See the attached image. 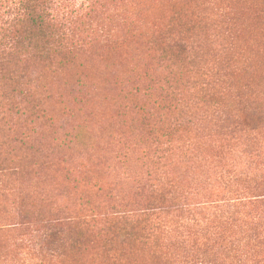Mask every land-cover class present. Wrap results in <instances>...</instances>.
<instances>
[{
    "label": "rangeland",
    "instance_id": "rangeland-1",
    "mask_svg": "<svg viewBox=\"0 0 264 264\" xmlns=\"http://www.w3.org/2000/svg\"><path fill=\"white\" fill-rule=\"evenodd\" d=\"M96 1L82 11L89 18L75 34L79 42L66 61L59 55L43 58L29 48L12 54L0 70V144L9 145L0 148V156L9 155L20 167L0 191V264H34L50 255L45 228L58 217L70 218L69 228L86 231L79 224L85 217L91 231L78 247L66 239L64 256H53V264H103L110 243L117 255L139 264L158 262L155 251L174 264H183L187 255L201 261L206 251L197 255V243L207 235H215L207 254L215 264H254L264 253L262 208L238 210V221L225 227L221 239L217 216L221 210V215L234 212L238 197L248 201L264 194V118H258L264 112V0L72 3L85 8ZM166 32L194 44L187 57L161 44ZM185 57L195 70L183 69ZM172 66L182 69L184 85L168 84ZM202 69L224 76L216 87L224 95H216L215 102L233 124L238 121L234 130L211 117L202 119L214 110L199 104ZM167 90L177 96L174 111L162 109ZM14 104L41 108L46 116L26 111L29 120L18 121ZM181 117L186 125L176 135L180 150L149 177L143 155L152 154L157 141L148 129L159 131ZM23 134L28 144H14ZM153 181L165 194L161 205H186L196 216L167 209L162 217L170 233L156 250L100 235L113 212L147 205L150 193L143 195L141 188ZM170 182L175 191L168 195Z\"/></svg>",
    "mask_w": 264,
    "mask_h": 264
},
{
    "label": "trees",
    "instance_id": "trees-1",
    "mask_svg": "<svg viewBox=\"0 0 264 264\" xmlns=\"http://www.w3.org/2000/svg\"><path fill=\"white\" fill-rule=\"evenodd\" d=\"M98 1L88 4L85 8L83 5L76 8V5L72 3V0H0V70L3 69L5 61L12 54H20L21 51L33 48L36 49L38 54L46 59H51L54 55H59L62 62L66 61L78 45L75 39V34L81 29L83 23L89 18L88 15H84L82 11L86 8H92L96 6ZM86 14V13H85ZM161 44L164 47H170L179 50L182 55L189 54V51L194 47L191 45L189 40H184L186 38L179 36L175 37L168 32L161 34ZM185 57V58H186ZM188 61L181 65L183 69L189 68L190 70H195L196 66L189 59H184ZM178 68V67H177ZM176 67L171 68L168 78L166 79L168 84L179 85L186 83L184 79V73L181 72L182 69H177ZM201 78V88L200 96L198 97L199 104L210 105L214 108L212 113H204L202 119H207L211 117L216 122L227 123L228 126L226 130L232 131L238 125V121L235 120L233 124L232 117L227 116L225 112L220 110V106L215 102V96H223L224 91L216 90V87L224 82V76L215 69L206 70L202 69L200 71ZM169 86V87H170ZM166 98L162 99L161 104L165 106L162 108L164 111H174L178 109L177 106V96L175 92L169 93L165 91ZM18 94V93H17ZM20 96L26 94L20 93ZM173 102L175 104H173ZM157 105V104H156ZM160 106V104H159ZM11 111L15 112V118L18 121L22 117H26V111L31 113L33 117L45 118L46 112L41 108L31 107L28 109H23L21 105L14 104L11 106ZM258 118H264V112L258 115ZM185 121L183 117L174 119V122L168 127H163L161 130H156V128L150 127V135L155 137V142L152 154L144 152V159L148 161V175L149 177L157 176L160 167L165 166V161L170 162L171 157L178 150L180 146H176V135L179 132L182 123ZM186 125V122L183 124ZM182 125V126H183ZM147 130V131H148ZM253 133L255 131H252ZM29 137L27 134L21 135V137L14 140V144H19L24 146L28 144ZM6 143H1L0 148L8 147ZM189 149L192 145H188ZM189 150L183 154V157H188ZM6 156V157H5ZM4 157L0 156V191L7 188L8 185L13 181V179L18 174L20 167L14 166V161L11 160L9 155ZM233 178H229L224 181V184L228 186L232 182ZM143 195L145 191L150 193L147 198V205L143 208L135 207L132 210L116 211L113 212L112 216L114 218L107 223L106 229H101L99 234L114 241L120 237L127 239L128 241H140L143 245L150 246L152 248L159 247L164 236L170 233L169 226L164 221L162 215L167 209H172L174 211H181L185 215L196 216V209H192L186 205H171V207L164 204L161 197H164V192L160 188L156 181H153L146 190L141 188ZM175 191V183L170 182L167 188V194L171 195ZM243 201L241 197L236 199L234 207L237 209L234 212H225L220 217L218 237H225L226 226L236 223L238 220L236 218L238 210H246L249 207H259L262 208L264 213V194L261 196H254L251 198H246ZM252 201V202H251ZM161 203V204H160ZM255 204V205H253ZM251 205V206H249ZM218 207V206H217ZM240 208V209H239ZM261 211V210H260ZM80 225L83 223L85 225L86 231L90 230V224H88L87 218L84 217L80 219ZM70 218H52L47 222L45 228V240L44 244L48 248L50 255L44 256L39 263L34 264H53L52 257L55 255L64 256L62 253V247H64L65 240L71 246L78 247L81 244L83 238L88 235V233L80 226L76 229L69 228L71 225ZM80 227V228H79ZM94 228V226H93ZM1 229V228H0ZM4 230V229H3ZM94 230V229H93ZM5 231V230H4ZM2 231L0 230V233ZM220 234V235H219ZM215 235H207L204 237L203 243H197V255L199 251L204 249L206 252V259L201 255V261H198L193 255H187L183 264H215V261L207 258L208 251L211 250V241ZM256 242L262 241L259 236L255 235ZM200 242V239H197ZM42 249L44 250L43 246ZM108 249L107 260L103 264H139V262L130 260L124 256H119L114 251L113 244H106ZM4 249V246H0V250ZM156 250V249H155ZM156 259H160L158 262H153V264H174L176 260L169 258L167 255L158 254L154 252ZM193 256V257H192ZM191 260V261H190ZM254 264H264V253L261 256L256 257L253 260ZM25 264V263H24Z\"/></svg>",
    "mask_w": 264,
    "mask_h": 264
}]
</instances>
